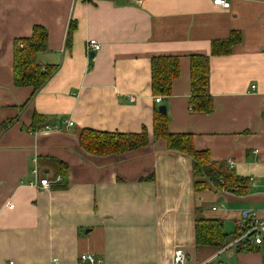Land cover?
Masks as SVG:
<instances>
[{"label": "crops", "instance_id": "crops-1", "mask_svg": "<svg viewBox=\"0 0 264 264\" xmlns=\"http://www.w3.org/2000/svg\"><path fill=\"white\" fill-rule=\"evenodd\" d=\"M229 1L224 10L212 0H0V125L12 122L0 133V264H80L85 253L103 264H170L176 249L189 264H264V243L245 251L196 243L198 210L222 221L228 237L250 213L264 219V0ZM35 25L48 30L38 62L58 70L31 98L32 87L14 84L13 60L15 41ZM234 33L241 42L232 52L212 56V43ZM92 39L102 50L91 59ZM196 55L211 57L210 114L190 110ZM155 57L180 60L172 93L159 104ZM160 106L172 134H191L195 150L214 162H235L245 194L196 178L190 157L154 138ZM35 115L48 130L31 131ZM83 129L146 130L150 143L93 156L80 146ZM36 168L63 184L31 186Z\"/></svg>", "mask_w": 264, "mask_h": 264}, {"label": "trees", "instance_id": "trees-1", "mask_svg": "<svg viewBox=\"0 0 264 264\" xmlns=\"http://www.w3.org/2000/svg\"><path fill=\"white\" fill-rule=\"evenodd\" d=\"M76 24L69 26L66 45L69 47ZM241 42V36L234 33L224 41L212 43V56H225L232 52V48ZM48 50V30L41 25H35L30 37L17 39L14 43V84L16 87H32L33 98L55 75L58 67H46L38 62L39 54ZM152 92L155 97L168 98L172 93L173 82L180 75V60L177 57H155L151 62ZM211 57H191V108L198 114H210L214 111V103L208 92L211 76ZM168 113L159 109L154 113L153 135L156 140H164L170 151L187 155L193 163V174L196 178H205L222 189L234 190L238 188L241 195L247 191L246 180L235 177L227 163L214 162L208 152H199L194 148L191 134H172L169 131ZM40 115L34 116L31 131L37 133L42 128ZM12 122L0 125V133L5 131ZM41 128V129H40ZM80 146L85 152L93 156L121 155L146 148L149 145L148 131L140 134L105 133L83 129L78 134ZM249 181V180H248ZM197 190L204 189L201 183L196 184ZM198 210L196 215V243L198 247L224 248L232 242L236 235L228 237L224 233L223 223L203 217Z\"/></svg>", "mask_w": 264, "mask_h": 264}, {"label": "built area", "instance_id": "built-area-1", "mask_svg": "<svg viewBox=\"0 0 264 264\" xmlns=\"http://www.w3.org/2000/svg\"><path fill=\"white\" fill-rule=\"evenodd\" d=\"M138 2V0H136ZM215 7L228 10L230 9L229 0H212ZM102 50L101 44L97 40H88L86 42L87 53H98ZM163 101L162 97H156L155 102L161 103ZM190 110L192 108L190 107ZM71 125V124H70ZM49 127H45L42 130H48ZM229 167L232 168L235 165L233 160H230ZM33 173L36 179L30 183L31 186L36 187L41 190H49L52 186L57 184H63L64 178L61 175L55 176L53 179L48 177H41L39 170L36 168ZM252 180V179H251ZM238 190V189H237ZM9 209L13 208L14 205L9 202L7 203ZM264 243V219H259L256 213H250L246 221L238 226V232L235 239L231 242L229 247L236 250L245 251L253 246H259ZM80 264H103L102 261L97 260L92 254H81L79 257ZM170 264H189L187 255L183 249H176L174 253L173 261ZM226 264V263H222Z\"/></svg>", "mask_w": 264, "mask_h": 264}, {"label": "water", "instance_id": "water-1", "mask_svg": "<svg viewBox=\"0 0 264 264\" xmlns=\"http://www.w3.org/2000/svg\"><path fill=\"white\" fill-rule=\"evenodd\" d=\"M95 56H96V53H94V52H92V53L90 54V58H91V59L94 58ZM159 111L162 112V113H166V107H165V106H160V107H159Z\"/></svg>", "mask_w": 264, "mask_h": 264}]
</instances>
